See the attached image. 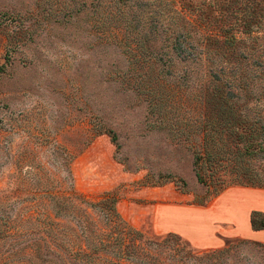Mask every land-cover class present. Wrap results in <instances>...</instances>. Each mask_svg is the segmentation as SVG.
<instances>
[{
  "label": "rangeland",
  "instance_id": "rangeland-1",
  "mask_svg": "<svg viewBox=\"0 0 264 264\" xmlns=\"http://www.w3.org/2000/svg\"><path fill=\"white\" fill-rule=\"evenodd\" d=\"M251 216L264 0H0L1 260L264 264Z\"/></svg>",
  "mask_w": 264,
  "mask_h": 264
},
{
  "label": "trees",
  "instance_id": "trees-1",
  "mask_svg": "<svg viewBox=\"0 0 264 264\" xmlns=\"http://www.w3.org/2000/svg\"><path fill=\"white\" fill-rule=\"evenodd\" d=\"M252 213H255V211H253ZM250 222H251V227L253 229H263L264 228V218L261 219L259 224H257L255 223L254 217L251 216ZM57 226H59V224ZM55 231L56 230H54L53 232L46 231V234L44 232L39 233L36 238L40 240L26 242L23 244H19V246L16 245V247H14V249H11V251H10V247L13 246L14 243H9L6 246L4 244L3 247L1 248H4L3 251H4L5 257H3V260L0 259V264H67L65 262V257L62 255L63 254L62 251L58 250L60 248H63V244L61 243L60 238L58 237L57 232ZM2 233L4 236H8L11 234V231H9V229L4 228L2 229ZM19 234L21 233L19 232ZM170 235L172 234H168L167 236H170ZM163 237L165 236H156L155 238L160 239ZM106 239L100 242L99 245L100 246L110 245L109 242L111 241L106 240ZM115 240L118 241L121 239L120 237H116ZM120 245L122 246V249L125 250V247H126L125 243L122 242V244L120 243ZM129 245L132 246L133 250H138V247H137L138 245L136 244L134 245L129 244ZM82 250L87 254L88 251L86 249L85 250L82 249ZM45 251L46 253L51 252V253H54L55 255L57 254V256L60 258V262L55 261V259H52V258H47L44 253ZM12 253L15 254L16 260L7 259L9 255ZM114 263L120 264L119 262H114ZM127 264H130V263H127Z\"/></svg>",
  "mask_w": 264,
  "mask_h": 264
},
{
  "label": "crops",
  "instance_id": "crops-1",
  "mask_svg": "<svg viewBox=\"0 0 264 264\" xmlns=\"http://www.w3.org/2000/svg\"><path fill=\"white\" fill-rule=\"evenodd\" d=\"M235 212H237V211H235Z\"/></svg>",
  "mask_w": 264,
  "mask_h": 264
}]
</instances>
